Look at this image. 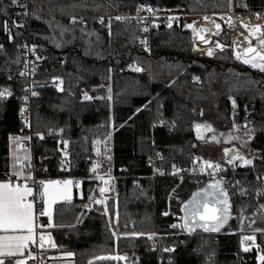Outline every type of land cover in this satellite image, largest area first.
<instances>
[{
	"label": "trees",
	"instance_id": "trees-1",
	"mask_svg": "<svg viewBox=\"0 0 264 264\" xmlns=\"http://www.w3.org/2000/svg\"><path fill=\"white\" fill-rule=\"evenodd\" d=\"M25 2L0 0V91L11 93L0 97V181L10 177L11 139L23 138L18 112L26 86L19 76ZM28 2L32 35L43 58L39 74L64 82L61 92L42 90L34 99L36 175L43 181H83L81 196L75 192L74 200L54 207L49 232L60 252L71 254L72 264H258L264 255V73L237 61L232 46L212 58L195 53L193 35L183 24L167 27L163 21L152 33L150 54L139 24L116 17L149 7L190 15L252 11L261 19L264 0ZM75 18L83 23H72ZM196 50L201 51L198 45ZM136 68L141 71L132 73ZM86 94L91 100H85ZM111 124L117 197L107 210L96 205L88 210L97 184L92 145L110 133ZM245 124L253 135L247 146L253 157L244 154L250 163L201 181L193 172L201 166L195 126L228 134ZM64 149L69 165H63ZM217 180H225L226 189L236 183L231 224L216 233L188 234L181 227V236L171 237L168 227L182 225L184 202ZM170 195L172 212L164 218ZM131 233L159 237L149 243L125 237ZM246 236L256 242L248 251ZM156 239L160 255L152 250ZM166 247L173 252L163 253ZM117 255L127 260L101 259Z\"/></svg>",
	"mask_w": 264,
	"mask_h": 264
},
{
	"label": "rangeland",
	"instance_id": "rangeland-1",
	"mask_svg": "<svg viewBox=\"0 0 264 264\" xmlns=\"http://www.w3.org/2000/svg\"><path fill=\"white\" fill-rule=\"evenodd\" d=\"M242 2H244V0H242ZM263 8H264V5H263ZM156 13H158V12H156ZM225 14H228V15L230 14V16H232V18L235 19L233 24H230L228 22H224L226 18L223 15H225ZM259 16H261V14H255L252 11H250L248 13L237 14V12H235V10L231 9V10H229V13L228 12H226V13H211V14L207 13V14H193V15L189 14L188 16H185L181 22L182 23L185 22V27L188 28V26H187L188 22H190V21L196 22L197 21L196 25L199 28H201L202 25L206 24L205 22L202 21V19L207 18V19L211 20L209 22V24L207 23L208 25L206 24L207 28H205V27L203 28V29L207 30V35H208L207 37H204V38H207L208 40H203V41H204V43H205V41L210 42V43H207L202 47L198 46L201 51L196 50V44L194 43V52L199 53V55L201 54V55H204L206 57L212 58V57H214V55L217 52H222V51L231 49V46H232L234 58L237 61L243 63L242 59H237V57L235 56V54H237L236 53V49H237V47H236L237 42L236 41L237 40L235 37L237 36V34L238 35L244 34L241 36H245L248 33V31H247L248 29H246V27L243 26L242 21L245 20L244 22H246L250 25H258L264 21V13H263V18L260 19V18H258ZM216 25H220V28L217 29ZM194 30H195V28L194 29L191 28V32H192L191 34H193ZM202 34L204 35L206 33L202 32ZM195 35L197 36L196 33H195ZM195 35L193 34V39H194ZM228 37H229V39H228ZM220 45H222L223 47L221 48ZM209 50L212 52L211 56L208 55ZM244 65H246V64H244ZM246 66L253 69V70L259 71L258 69L252 68L250 65H246ZM262 73H264V72H262ZM61 88H63V85ZM85 100L86 101L91 100V97L89 94L85 95ZM199 126H200V136L202 138H197L198 148L201 152V155L198 157V163H200L201 166L207 167L206 166L207 163H210L212 165H219L218 168H215V167H207V168L208 169H214L217 172V175L218 174H224L223 172L226 171V167H228V168L230 167L233 169H238L240 167L237 165H240L243 162L238 158V156L243 157L244 160H246L244 154L246 155L247 158L253 157V155L247 149V146L251 143V141L253 139V135L251 134V131L249 129V124H245L242 127L234 126L233 131L228 133V134L215 133L213 131V129L207 125H199ZM108 128L110 130V133L103 139L102 138L95 139L93 142V145H92V147L94 149V151H93V154H94V159H93V175H94V178L92 180L96 179L95 181L97 184L95 185V190L97 191V194H95L96 191L94 190L93 191V193H94L93 203L91 206L90 205L88 206V208H87L88 210L92 209L93 205L103 207L105 210H107L108 202L111 199H115L117 197V189H115L112 192V194L110 195V197L107 198L108 200L103 203L104 205L97 204L95 202L97 200L103 199V197L100 193V190H99L100 184H101L100 179L104 178V177H108V176H114L113 175L114 174L113 173V166H112V154H111L112 153L111 138H112L113 125L111 124V126H109ZM195 132H196V137H198L197 125L195 126ZM22 142H23L22 138H20V137H16L14 139H11V145L12 146H14L15 144L20 146L22 144ZM22 147H23V144H22ZM62 151H63L62 152L63 153V157H62L63 158V165H66V164L69 165V160H70L69 152H67L66 149H64ZM10 156H11V165L14 162L16 163V165H18L19 164L18 159L16 157H14V155H12V154H10ZM27 158H28V156H27ZM230 159H231V162H230ZM75 181L77 182V180H75ZM50 182H55V181L50 180V181H46L45 183L47 184ZM80 184H81V186H79L78 188L81 189L82 185H83V181H81ZM59 186L62 188L64 186V182L60 183ZM209 186H210V183L203 186L197 192L203 193L205 190L209 191V189H210ZM75 187L76 186L73 183L71 185H69L70 192H71V198L69 200H74ZM80 189H78V191H79V194L81 195L82 189L81 190ZM171 197H172V195L169 196L168 204H169V202L172 203ZM43 199H44V197H43ZM57 202L58 203L64 202V200L61 199V200H58ZM57 202L52 205V216H51V218H49L48 215L44 214L46 217H48L50 219L51 225L53 223V226H54V221H53L54 220V206L56 204H58ZM46 209H47V203L45 201V207L43 208V212H45ZM167 210H168V205H167ZM167 210L163 213L164 218H165L164 214L167 212ZM171 212H172V204H171L170 214H171ZM168 217H170V215ZM168 217H166V218H168ZM172 225H174V223L169 225V227H168L169 235L171 237H173V236L175 237L177 235L174 234V231L172 230ZM220 230L221 229H219V231ZM200 232H205V231H204V229H202ZM215 232H218V231H215ZM49 236L52 238V235H50L49 233L44 234V237H45L44 244L47 247H51L50 245H53V243H54L53 238L51 239V241H49L47 239ZM150 236L151 237L153 236L155 238L159 237L158 235H153V233L152 234L151 233H131V234L125 235V237H130V238H134V239H141V238L148 239L149 243H150V239H149ZM151 239H153V238H151ZM153 241L154 240H152V250L157 251V253L160 255V251H159L158 246H157L158 240L156 239L155 242H153ZM244 241H246V240H244V238H243V242ZM247 241H252V240H247ZM255 243L256 242L254 239V241H252V244H249V245L243 244V245H244V247H246L248 249H252L256 246ZM166 248H169V247H166ZM165 249H164L163 253L169 254V253L165 252ZM171 249H173V248L171 247ZM53 252H54V250H53ZM58 252H60V250L56 251V254L54 255L55 260H57V264H67V261L70 258L71 259L69 261L72 260V255H69V253H58ZM260 256H262V255L258 256V260H259L258 264H261ZM65 260H67V261H65ZM117 262H119V261H117ZM70 263L72 264V262H70Z\"/></svg>",
	"mask_w": 264,
	"mask_h": 264
},
{
	"label": "snow or ice",
	"instance_id": "snow-or-ice-1",
	"mask_svg": "<svg viewBox=\"0 0 264 264\" xmlns=\"http://www.w3.org/2000/svg\"><path fill=\"white\" fill-rule=\"evenodd\" d=\"M17 0H12L13 4H16ZM152 11V9H148ZM26 14V13H25ZM259 18V17H258ZM117 19H120L117 17ZM207 19V18H205ZM75 22V20H73ZM103 22V21H101ZM171 22L168 24V27H171ZM247 27L246 25H243ZM188 27H192L189 25ZM217 29L220 28V25H216ZM5 30H7V23L5 22ZM147 31V28L144 29ZM206 29H202L201 32H206ZM250 35L257 36V40L261 50H257L250 45L245 50V56L243 63L250 65L252 68L258 69L261 72H264V31L261 30L259 26L251 28L249 30ZM259 34V35H257ZM200 39L203 40V35H200ZM207 43V41H205ZM222 48L223 46L220 45ZM249 54H253L249 56ZM208 55L211 56L212 52L209 50ZM237 59H240V56L237 55ZM135 71H141L140 68H136ZM11 95L10 92L0 91V97H3L5 94ZM233 107H235V101H233ZM197 138H202L200 136V126L197 125ZM238 158L244 163L249 164L250 161L244 160L243 157ZM231 162V159H230ZM207 167L218 168L219 165H212L210 163L206 164ZM15 175H20V173H14ZM105 185L108 184V181H104ZM40 184L43 186V191L41 193L42 197L45 198L47 203V209L42 215L46 214L51 218L52 216V205L55 204L58 200H69L71 198V192L69 185L72 184V181H65L64 186L61 188L60 182H50L45 183L40 181ZM220 185V182L217 181L216 184L210 185L209 188L217 189ZM106 191V188H101L100 192L103 193ZM221 194L225 195L223 209H217L215 206L209 207L208 203L213 198L215 193H209L205 190L203 193L196 192L193 194L192 199L184 204L185 217L183 225H173L176 227H184L193 230L195 227H201L204 231H219L220 227L226 222L228 218L227 212V199L226 194L223 193L221 189ZM33 195L32 187H29L27 183L24 185L13 184L11 180L8 182L0 183V264H5V260L11 257H18L23 254L24 249L28 247L29 242L35 241V225H34V213H33V203L29 201V197ZM201 197H208V200H203ZM97 204H102L104 201L97 200ZM219 202V201H217ZM167 215V213H165ZM203 222V223H200ZM19 233V234H16ZM115 235V233H113ZM152 237L150 236L149 239ZM45 239L44 236H40V241L43 242ZM51 241V237L47 238ZM254 236H246L244 240L254 241ZM43 247V243L40 245ZM55 247V245H52ZM165 251H173V249H165ZM244 251H248L247 248ZM71 255V254H69ZM30 258L31 254H29ZM101 259H113V260H127V257L122 256H112V257H101ZM261 264H264V255L260 256ZM15 264H25L24 260L17 259Z\"/></svg>",
	"mask_w": 264,
	"mask_h": 264
},
{
	"label": "built area",
	"instance_id": "built-area-1",
	"mask_svg": "<svg viewBox=\"0 0 264 264\" xmlns=\"http://www.w3.org/2000/svg\"><path fill=\"white\" fill-rule=\"evenodd\" d=\"M29 0L25 2V35L22 40L20 50L22 53L23 65L20 71V77L26 81V86L22 95L19 97V102L21 104V108L18 112V118L23 124V135L25 137L24 148L31 153V157L29 160L25 161L22 166L25 171H30L32 173V177L29 181V184L33 188V195L29 199L32 202L38 214L41 212L42 205V188L40 181L42 179L38 178L35 174V160H34V138L35 134L33 132V101L37 96V92L44 89H52V90H60L63 85V80L61 77H51V76H42L39 74V67L42 64L43 58L40 57L38 52V46L35 42L32 29L31 22L32 18L30 15L29 8ZM149 7L143 8L142 12L136 15H123L119 14L120 20L128 21V22H136L140 26V33L143 35V44L145 49L151 54L152 52V44H151V36L154 29L161 26V19H166L167 25L171 22V25L178 24L180 18L184 16V14L177 13H155L154 11H148ZM75 22H83L82 19H74ZM147 28V31L144 29ZM132 73H137V71L132 70ZM195 175H198L202 178L201 181H213L217 177V172L214 169H208L207 167L199 166L197 164L193 170ZM162 173V172H158ZM236 175H234L235 177ZM107 180L108 184L105 185L104 181ZM101 188H106V191L103 193V196H108L112 192V190L116 187L117 178L115 176H108L100 179ZM235 189L236 183L230 182L226 189L229 199H233L235 197ZM176 202L181 203L180 198L175 197ZM171 203L168 204L167 215L164 214L165 217L170 215ZM175 220L179 219L178 215H174ZM37 224L39 228H48L50 227V220L48 217H38ZM174 225H178L175 223ZM172 230L174 234L177 236H181L182 229L181 227L174 228L172 226ZM239 232V231H238ZM40 239H37L33 244L29 246L30 256L25 260V264H57L54 258L53 250H58L55 247H41ZM249 243L248 241H244L243 244ZM171 249V248H167ZM166 253H172L173 251H165ZM170 262V260H168Z\"/></svg>",
	"mask_w": 264,
	"mask_h": 264
},
{
	"label": "bare ground",
	"instance_id": "bare-ground-1",
	"mask_svg": "<svg viewBox=\"0 0 264 264\" xmlns=\"http://www.w3.org/2000/svg\"><path fill=\"white\" fill-rule=\"evenodd\" d=\"M143 10V9H142ZM156 13V12H155ZM158 13H160V12H158ZM163 13H171V12H163ZM177 14H184V16H182L181 18H180V20H179V22H178V24H174V25H172L171 27H174V26H177V25H180V24H183V30L184 31H187V32H190V33H192L191 32V28L192 29H194L195 28V30L193 31V34L195 35V33L197 34V36L195 35L194 36V39H193V42L196 44V45H198V46H200V47H202V46H204L205 44H207V43H210V42H207V43H204V41L203 40H208L207 38H204L203 40H201L200 39V35H203L202 34V32H201V30L205 27V28H207V25L209 24V22L211 21V20H209V19H202V21L203 22H205L206 24L205 25H202V27L201 28H199L196 24H197V21L196 22H192V21H190V22H188V24H187V26H189V25H192V27H188V28H186L185 27V22L184 23H182L181 21H182V19H184V17L185 16H188L189 14H185V13H177ZM119 16V15H118ZM117 16V17H118ZM226 19H225V21L224 22H228V23H230V24H233L234 23V21H235V19L234 18H232V16H230V14L228 15V14H225V15H223ZM116 17V18H117ZM76 19V18H75ZM74 20V19H73ZM118 20H120V19H118ZM121 21H124V20H121ZM163 21H164V23L166 24V26L168 27V25H167V21H166V19H161V23L163 24ZM245 21V20H244ZM244 21H242V24L243 25H246L247 27H246V29H248L247 31H248V33L245 35V36H241V35H244V34H241V35H238L237 34V36L235 37L236 38V47H237V49H236V53L237 54H235V56L237 57V55H239L240 56V59H244V50L245 49H247V47H249V42H250V45L252 46V47H254V46H258L259 45V43H258V40H257V36H252V35H250V33H249V30L251 29V28H254V27H256V26H259L260 28H261V30L262 31H264V21L262 22V23H260V24H258V25H250V24H248V23H246V22H244ZM249 22V21H248ZM72 23H74L73 21H72ZM76 23H78V22H76ZM81 23H83V22H81ZM161 24V25H162ZM209 27V26H208ZM155 30V29H154ZM206 34H204L203 35V37H207L208 35H207V31L205 32ZM192 34V35H193ZM25 35V34H24ZM257 35H259V34H257ZM261 38H264V37H261ZM196 39V40H195ZM211 39V38H210ZM38 46V45H37ZM259 50H261L260 49V47L258 48V51ZM147 51V50H146ZM148 52V51H147ZM149 53V52H148ZM21 55H22V53H21ZM22 61H23V59H22ZM43 62V61H42ZM23 65V64H22ZM42 65V64H41ZM41 67V66H40ZM40 67H39V69H40ZM132 70H135V69H132ZM131 70V71H132ZM19 76H20V74H19ZM21 78V77H20ZM22 79V78H21ZM22 80H24V79H22ZM63 80V79H62ZM25 81V80H24ZM26 82V81H25ZM63 85H64V82H63ZM62 89L63 88H61L60 90H53V91H57V92H61L62 91ZM44 90H52V89H44ZM24 91V90H23ZM40 91H42V90H40ZM23 93V92H22ZM39 93V91L37 92V94ZM22 95V94H21ZM37 97V96H36ZM33 103H34V101H33ZM21 105V104H20ZM19 119V118H18ZM20 120V119H19ZM22 123V122H21ZM23 125V124H22ZM32 129H33V127H32ZM34 132V131H33ZM35 134V133H34ZM22 135H23V130H22ZM35 137H36V134H35ZM23 138H24V141H23V149L24 150H26L25 148H24V143H25V137H24V135H23ZM35 139V138H34ZM33 145H34V143H33ZM27 152H28V154H29V158L27 159V160H29L30 159V157H31V153L28 151V150H26ZM34 155V154H33ZM26 160V161H27ZM34 160H35V157H34ZM25 162V161H24ZM23 162V163H24ZM22 163V164H23ZM22 168H23V166H22ZM24 170V169H23ZM25 171V170H24ZM25 172H27L28 174H30V179H31V177H32V173L30 172V171H25ZM35 174H36V162H35ZM37 176V175H36ZM218 176V175H217ZM30 179L28 180V184H29V181H30ZM225 181V180H224ZM77 182L78 183H81V181L80 180H77ZM212 183V182H211ZM13 184H17V183H13ZM226 184V183H225ZM30 185V184H29ZM31 186V185H30ZM116 187H117V184H116ZM116 187L112 190V192L116 189ZM41 188H42V191H43V186H41ZM225 188H226V185H225ZM33 189V188H32ZM100 189H101V184H100ZM99 189V190H100ZM112 192L110 193V195L112 194ZM101 193V192H100ZM226 193H227V191H226ZM102 195V194H101ZM110 195H108V196H103L102 195V197H103V199H102V201H104V202H106L108 199L107 198H109L110 197ZM227 196H228V194H227ZM31 197H29V199H30ZM229 198V197H228ZM230 200V199H229ZM43 201H44V199H43V197H42V205H41V212L38 214V212H37V209H36V207H35V205H34V207H35V209H36V212H37V219H38V217L41 215V213L43 212ZM231 202V201H230ZM102 205H104L103 203H102ZM232 205V204H231ZM232 219H233V214H232ZM50 220V219H49ZM50 224H51V222H50ZM51 227H52V225H50V227H48V228H39V226H38V224H37V232H40V230H44V231H49L50 229H51ZM238 232V231H237ZM37 239H39L38 237H37ZM36 239V240H37ZM35 240V241H36ZM249 242V241H248ZM44 244V243H43ZM250 244V242L249 243H246V245H249ZM56 246V245H55ZM56 248H57V246H56ZM167 249V248H166ZM56 251H59V248H58V250H55L54 249V255L56 254ZM170 254V253H169ZM56 262H57V260H56Z\"/></svg>",
	"mask_w": 264,
	"mask_h": 264
},
{
	"label": "crops",
	"instance_id": "crops-1",
	"mask_svg": "<svg viewBox=\"0 0 264 264\" xmlns=\"http://www.w3.org/2000/svg\"><path fill=\"white\" fill-rule=\"evenodd\" d=\"M22 138V137H21ZM14 139V138H13ZM22 141H24V138H22ZM23 143V142H22ZM10 154H12V155H14V157H16L17 159H18V161H19V164L18 165H16V163L14 162L12 165H11V169H10V177H9V179H7V180H3V181H0V183H3V182H8L9 180H11L13 183H17V184H20V185H24L25 183H27L28 184V180L30 179V174H28L27 172H25L24 170H23V168H22V163L24 162V161H26L28 158H27V152L26 151H24L23 150V148H22V144L20 145V146H18L17 144H15L14 146H12L11 145V153ZM14 173H20V175H15ZM72 181V183L76 186L75 187V192L77 193L78 192V195L79 196H81L80 194H79V191H78V189H80V188H78L79 186H81V184L80 183H78V182H76L75 180H73V179H66V180H53V181H59L60 183H63V182H65V181ZM50 181V180H49ZM46 182V181H45ZM29 185V184H28ZM29 187H31L30 185H29ZM82 189V188H81ZM80 189V190H81ZM29 199V198H28ZM72 200H64V202H71ZM58 203V202H57ZM45 207V198H44V201H43V208ZM55 207V206H54ZM33 213H34V225H35V229H34V231H35V240L37 239V237L40 239V236H44V234H46V233H49L50 234V232L49 231H44V230H40V232H37V212H36V209H35V207H34V205H33ZM42 213H44V212H42ZM40 217H46L45 215H40ZM52 226H53V223H52ZM0 234H2V233H0ZM16 234H19V233H16ZM51 235V234H50ZM53 241H54V239H53ZM35 242V241H34ZM34 242H29L28 243V247L26 248V249H24V251H23V254L21 255V256H18V257H11V258H8V259H6L5 260V263L9 260V259H15V260H17V259H21V260H26L28 257H29V254H30V252H29V246L31 245V244H33ZM45 241H43V243H44ZM53 245H56L55 244V242L53 243ZM44 246H46L45 244H44ZM51 247H52V245H50ZM58 253H61V252H58ZM71 259V258H70ZM69 259V260H70ZM67 261V260H65V261H67V264H71L70 263V261Z\"/></svg>",
	"mask_w": 264,
	"mask_h": 264
},
{
	"label": "water",
	"instance_id": "water-1",
	"mask_svg": "<svg viewBox=\"0 0 264 264\" xmlns=\"http://www.w3.org/2000/svg\"><path fill=\"white\" fill-rule=\"evenodd\" d=\"M260 46H254V48H259ZM246 50V49H245ZM245 50H244V55H245ZM253 54H249V56H251ZM220 182V185L217 189H212L210 188L209 189V193H215V195L213 196V198L209 201L208 203V206L209 207H213L215 206L217 209H223L225 207V204H224V200H225V195L221 194V189L223 190V193L226 194V199H227V212H228V218L226 220V222L220 227V231L218 232H221L223 230H225L230 224H231V221H232V205H231V202L227 196V193H226V188H225V181L224 180H217ZM216 182H212L210 183V185H214L217 183ZM191 198H189L186 202H184V204H186L189 200H191ZM201 199L203 200H208V197H201ZM219 201V202H217ZM184 204L182 205V216L185 217V211H184ZM200 223H203V222H200ZM184 224V219L182 218V225ZM184 228V227H183ZM203 228L201 227H195L193 230L189 231V229L187 228H184V230L188 233V234H192L194 232H200ZM206 232V231H205ZM208 232H213V231H208ZM207 232V233H208ZM216 233V232H214Z\"/></svg>",
	"mask_w": 264,
	"mask_h": 264
}]
</instances>
